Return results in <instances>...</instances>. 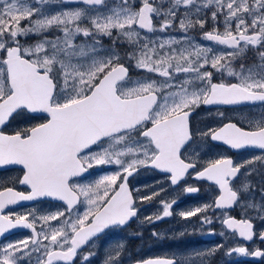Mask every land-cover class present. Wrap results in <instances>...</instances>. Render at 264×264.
Returning a JSON list of instances; mask_svg holds the SVG:
<instances>
[{"label": "snow or ice", "instance_id": "snow-or-ice-1", "mask_svg": "<svg viewBox=\"0 0 264 264\" xmlns=\"http://www.w3.org/2000/svg\"><path fill=\"white\" fill-rule=\"evenodd\" d=\"M69 3L84 7L65 8ZM197 30L201 41L211 43L197 41L191 35ZM103 38L112 47L104 48ZM120 45L128 49L123 55ZM249 51L256 62L237 65ZM129 64L146 75L133 79ZM201 106L264 109V0H0V168L19 166L22 175L14 183L28 189L0 187V239L16 229L30 233L0 243V264H76L77 258L91 264L97 253L83 249L138 216L130 178L149 168L166 174L173 187L183 182L185 194L200 191L186 183L189 177L217 186L214 200L178 215L188 223L196 217L194 231L219 222L222 230L209 228L207 234L232 243L135 264H209L220 251L264 258V250L238 243L264 242V228L257 231L254 224L259 219L264 225V111L247 127L229 119L198 132L201 139L233 150L259 149L260 155L241 163L222 156L199 166L198 156L184 153L194 139L190 117ZM25 113L43 122L8 132ZM104 166L116 170L81 182ZM253 174L260 176L258 184L249 179ZM163 191L139 199L150 203ZM42 200L62 206L5 211ZM160 203L162 212L142 223L174 215L175 198ZM235 207L242 218L229 214ZM153 236L161 238L155 231ZM124 257L123 243L110 246L103 264H124Z\"/></svg>", "mask_w": 264, "mask_h": 264}, {"label": "flooded vegetation", "instance_id": "flooded-vegetation-1", "mask_svg": "<svg viewBox=\"0 0 264 264\" xmlns=\"http://www.w3.org/2000/svg\"><path fill=\"white\" fill-rule=\"evenodd\" d=\"M211 28V21H209V24L205 26V31L210 30ZM223 29L221 28V31ZM197 32L198 35H194V37L201 43V44H210L211 42L208 41H201L200 40V33L199 30L195 31ZM178 33H174V35H177ZM192 34V33H191ZM213 48L220 50V46L217 45H212ZM240 62H244L248 65H252L254 64L255 61V57L254 54L249 51L247 53V56L242 60V61H236L235 63H240ZM129 66V75L132 76L131 72H132V68L130 65ZM222 77L220 76L219 73H214V80L219 81ZM225 79H230V78H225ZM204 111H211V115L209 117H200L198 118V116L200 114H204ZM260 111H264V109H260L259 106H257V108L255 110H252L250 108L244 107V108H236V107H232V106H201L199 108H197L191 115L190 117V123L192 126V130L194 133V139L193 141L190 143L189 146H187V151L184 153L185 158H189V157H197L198 159L203 157V145L204 143L207 145V152L211 153V152H215L213 153L211 156H215V158H219V157H230L233 159L234 162L236 163H241L243 161H246V158H252L254 156L260 155V150L259 149H241V150H233L230 147L224 145L221 142H215V141H211L210 138H203L204 141H201V138L198 135L199 131H206L209 128H216L221 126L223 123H227L229 122V119H231L232 122H236L238 123L240 126L243 127H247L248 126V119H250L251 117H254L258 114V112ZM219 112H223L225 114L224 119H222L218 113ZM31 119L32 116H28V113L22 114L17 116L12 122L10 127L7 129L8 132H13L15 130H17L18 128H25V127H31L33 125L39 124V123H34L32 122ZM197 121V124L195 123ZM41 123V122H40ZM150 126V125H149ZM199 162V166H204L206 163L201 162L200 160H198ZM114 167L111 166H104L101 168H94L92 170H90V174L95 173V171L99 170L100 172L104 171L106 172L107 170H111ZM13 172H17L14 173L15 176H12L11 174ZM143 172H148V177L147 180L143 181L141 180L139 182V186L138 184H135V180L138 177H141V173ZM245 172V169H241V175L239 177V179L235 182V184L237 186H239V183L244 179V175L243 173ZM22 172L21 169L19 168H7L4 170H0V187H14L17 188L16 183H14L15 179L18 176H21ZM249 179L252 181L253 184H258L259 180H260V176L257 174H253L249 177ZM186 183L188 185H193V186H197L199 187L200 191L198 193L195 194H185L182 189H165V191L163 192H169L171 193L172 191H174V195L172 196L173 198H175L178 203L175 205V207H183L185 210L194 208L191 207L197 203H199V205H203L205 203L211 202L212 200H214V198L216 196L219 195V190L217 188V186L211 184L208 181H204V180H194L191 177H189L186 181ZM170 186V183L166 180V174L153 170V169H142L138 172V174L134 175V177L130 178V183H129V188L133 189V195L136 197V206L139 209L138 212V216L136 218H133L132 220L129 221V223L124 226L123 228H119V227H115V228H111L109 230H106L105 233L101 234V236L99 237V239H104L106 237H114V234L120 232V231H124L125 229H129L135 222L140 221L142 222L144 220V218H142L143 215H145L146 211L152 207L153 209L155 208V206L161 205V200L156 197L152 202H141L139 197L142 196H146L147 192L148 193H153L154 191L159 190V188H161L162 186ZM19 186V185H18ZM181 186L183 187V182L181 184ZM179 187V186H177ZM142 188V189H139ZM19 189V188H17ZM136 189H138V191H136ZM164 189V188H163ZM25 190V189H23ZM163 192H161L160 194H162ZM181 195H180V194ZM151 195V194H150ZM245 199L247 197H244ZM255 199L259 200V193L256 192L255 193ZM45 201V200H42ZM40 202V201H38ZM38 202H33L27 206H30L32 204L38 203ZM153 202H159L158 204H153ZM53 203V202H52ZM60 203V202H59ZM179 205V206H177ZM162 206V205H161ZM25 207V206H24ZM20 208L23 207H19V208H14L15 210H18ZM229 214L237 219L242 218V210L239 207H235L233 209L228 210ZM156 212H162V209L159 210H155L154 213ZM220 213V210H217V214ZM253 213H249V215H251ZM253 216V215H252ZM172 221V217L170 218H165L159 222H156L154 224H147L145 223L144 227H143V231L145 233H147V238L144 240V243H150L153 241V239H151V236L149 235V230H150V226H156V227H162L165 226L168 222H169V226L170 223ZM261 222L258 221V219L254 220V224L256 226L257 231L261 230L258 228L259 224ZM180 224L178 220H173V223L171 224ZM211 229H214L217 233H219V230L222 229V225L219 222H216L214 224L211 225ZM130 230V229H129ZM208 230H206L203 235H202V243H208V242H214L217 240V236L219 237V235H208L207 234ZM188 233V232H187ZM113 234V235H112ZM163 243L165 244H170L169 242V235L167 233L164 234L163 236ZM132 238L130 237L127 241V244L125 246V249L128 248V244L129 242H131ZM256 241H260L261 243L259 244L260 247H262L261 249L264 250V242H262L261 240H259V238H255L253 240V242L245 244L243 241H239L241 244H244L245 246H247L249 249L252 245L255 244ZM200 243H197L195 245H199ZM201 246V247H200ZM127 247V248H126ZM146 247V246H145ZM199 248H206L207 246L205 245H199ZM89 248L88 246H86L84 249ZM83 249V250H84ZM143 251V249H142ZM141 251V252H142ZM137 255V254H136ZM242 260L244 261H251L248 260L244 257H241ZM264 258H262L261 260L263 261ZM252 262V261H251ZM261 262V261H260Z\"/></svg>", "mask_w": 264, "mask_h": 264}, {"label": "rangeland", "instance_id": "rangeland-1", "mask_svg": "<svg viewBox=\"0 0 264 264\" xmlns=\"http://www.w3.org/2000/svg\"><path fill=\"white\" fill-rule=\"evenodd\" d=\"M138 2H139V0H137V3ZM109 3L110 4L115 3V0H109ZM64 7L65 8H75V7H84V6L69 3V4H65ZM53 10H58V9L53 8ZM155 22L158 23V21H155ZM22 23H27V22L25 21ZM174 33L175 32H173L171 34L174 35ZM191 35L194 36V35H198V34H197V32H192ZM35 39L36 38L29 39L27 41V43L35 42ZM21 42L24 43V40H22ZM102 44H103L104 48H106V49L112 47L111 41L108 38H103ZM117 50L121 53V55H123L124 52L127 51L128 49H127L126 45H120V46H118ZM216 50H218V49H216ZM236 64L238 65V63H236ZM131 68H132V72H131L132 76L131 77L133 79L143 78L146 75L145 73H143V72H141V71H139L133 67H131ZM204 112L205 113L200 114L198 116V118L209 117L212 113L211 111H204ZM30 120L34 123L35 122L39 123V122L43 121L41 119H31V118H30ZM195 123L197 124V121ZM201 141H204V140L201 139L199 142H201ZM203 151H204L203 157L198 159V160H200L203 163H206L207 161H209L211 159H215L216 153L215 152H211V153L207 152V145L205 143L203 145ZM213 153H215V156H211ZM248 159L249 158H246L245 160H248ZM115 170H116L115 167L111 170H107L106 172H104V171L100 172L99 170H97V171H95V173L86 176L81 182L82 183H88V182L94 181V180L98 179L100 177V175L106 174V173H111ZM14 173H17V172H13L11 175L15 176ZM140 175H141V177H138L134 181L135 184H138V186H139V182L141 180H143V181L147 180L148 172H143ZM255 175H257V174H255ZM161 188H164V189H182V186L170 187L167 185V186H162ZM161 188H159V189H161ZM139 189H142V188H139ZM150 194H152V193L147 192L146 196H148ZM173 195H174V191H172L171 193L166 191V192H163L162 194H160L158 196V198L161 201H169L170 202L173 199V197H172ZM158 203L159 202H153V204H158ZM198 205H199V203H197L191 207H195ZM61 206L62 205L59 202L45 200V201H40L38 203L32 204L30 206H25V207L20 208L18 210L13 209L12 211L24 212L29 207H36L37 209H39L42 212H47V211H54L56 208L61 207ZM177 206H179V205H177ZM79 208L81 211H83L84 205L81 204L79 206ZM159 209H162L161 205L155 206L154 209L152 207H150L145 212L146 214L142 216V218H145V217L149 216L150 214H153L155 210H159ZM183 210H185L183 207H181V206L175 207V205H174V208H173L174 215L172 216V221L170 223V226H169V222L165 226H162V227L150 226L149 235L151 236V239H153V241L150 243H144V240L147 238V233H145L143 231V227H144L145 223L137 221L129 228L130 230L125 229L123 232L120 231V232L114 234V237H111V238L106 237L102 240L97 239L95 241L94 247L86 248L83 250V252L86 253L90 250L95 251L97 254L94 257H92L91 264H103V261L105 259L106 249H108L110 246L115 247L116 245H118L120 243H123V245L125 247L128 239L131 237L132 240H131V242H129L128 248L126 247L127 249H125L124 264H132L133 262H135L137 260L144 259L147 257L171 256L173 253H177V252L187 253V252H190L191 250H194V249H210L213 246L218 245L220 243H232V241H229L225 238L217 236L216 241L201 244L200 242H202L203 233L206 230H208L209 228H211V226L206 227L203 232L198 231V230L194 231L193 225H195L197 229L199 228L197 218L196 217L191 218V223L183 221L180 218V216L178 215V213L180 211H183ZM251 215L254 216L255 214L253 213ZM173 220H178L180 224H174L171 226V224L173 223ZM258 221L261 222L259 219H258ZM52 223L55 224L56 222L53 221ZM258 228L259 229L264 228V225H262L260 223ZM185 230L188 232V234H186L184 236H180L179 233L182 231H185ZM221 230L222 229H220L219 232ZM154 231L159 233L161 238L158 239V238L154 237L153 236ZM165 233H167L169 235L170 244L163 243V240H164L163 236ZM26 236H28V235L25 233H18L17 235H14V236L2 241L1 243H7L8 241L20 240ZM197 243H200L199 245H205L207 247L206 248H199L198 247L199 245H195ZM238 243H240V242L238 241ZM260 243H261L260 241H256L255 244L250 247V250H254L256 248H262L259 246ZM142 249H143V251H142ZM76 264H79V258H77ZM209 264H264V259L261 262L244 261L241 259L240 256L233 255L231 257H227L224 255L223 251H220L214 257L210 258Z\"/></svg>", "mask_w": 264, "mask_h": 264}, {"label": "water", "instance_id": "water-1", "mask_svg": "<svg viewBox=\"0 0 264 264\" xmlns=\"http://www.w3.org/2000/svg\"><path fill=\"white\" fill-rule=\"evenodd\" d=\"M8 167H19V166H8ZM86 175V174H85ZM21 186H23V185H21ZM26 187V186H25ZM29 203H31V202H22L21 204H17V205H15V206H21V205H26V204H29ZM11 207V206H10ZM7 210V209H6ZM19 230H26V229H16V230H13L11 233H14V232H17V231H19ZM11 233H9V234H11ZM9 234H6V236H8ZM5 236V237H6ZM1 240V239H0ZM246 242H248V241H246ZM245 258H249V259H252V260H259L260 258H254V257H245ZM132 264H135V262L134 263H132Z\"/></svg>", "mask_w": 264, "mask_h": 264}]
</instances>
